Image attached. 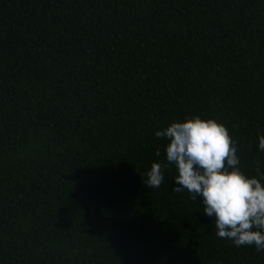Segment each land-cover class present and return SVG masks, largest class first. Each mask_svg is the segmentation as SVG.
Masks as SVG:
<instances>
[{"label":"trees","instance_id":"1","mask_svg":"<svg viewBox=\"0 0 264 264\" xmlns=\"http://www.w3.org/2000/svg\"><path fill=\"white\" fill-rule=\"evenodd\" d=\"M195 116L264 172V0H0V264H264L143 183Z\"/></svg>","mask_w":264,"mask_h":264},{"label":"clouds","instance_id":"2","mask_svg":"<svg viewBox=\"0 0 264 264\" xmlns=\"http://www.w3.org/2000/svg\"><path fill=\"white\" fill-rule=\"evenodd\" d=\"M155 136L168 141L166 160L152 163L143 183L158 189L164 171L174 166L173 193L187 191L193 202H202L204 216L214 222L218 238L232 241L237 248L254 246L257 252L264 251V172L259 159L253 160L256 176L250 178L241 170L237 141L214 119L195 116L173 122ZM258 140V150L264 152V135Z\"/></svg>","mask_w":264,"mask_h":264}]
</instances>
